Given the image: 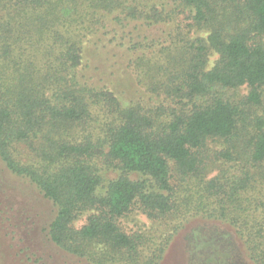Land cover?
<instances>
[{
	"label": "trees",
	"instance_id": "obj_1",
	"mask_svg": "<svg viewBox=\"0 0 264 264\" xmlns=\"http://www.w3.org/2000/svg\"><path fill=\"white\" fill-rule=\"evenodd\" d=\"M171 1L0 0V160L54 206L48 236L73 264H161L192 217L233 228L238 247L194 228L192 263L201 253L202 264H264V0ZM101 9L148 26L188 12L191 23L168 33L177 43L137 57L160 105H125L79 77L87 38L106 27ZM186 29L196 37L178 47ZM242 88L246 97L228 95ZM219 162L229 168L205 181ZM174 178L194 187L180 204ZM134 211L174 218L171 234L126 233L121 220Z\"/></svg>",
	"mask_w": 264,
	"mask_h": 264
},
{
	"label": "rangeland",
	"instance_id": "obj_2",
	"mask_svg": "<svg viewBox=\"0 0 264 264\" xmlns=\"http://www.w3.org/2000/svg\"><path fill=\"white\" fill-rule=\"evenodd\" d=\"M159 1L165 5L168 3L166 9L173 8L171 0H153L154 3L160 4ZM99 11L100 15L106 16V27L87 38L84 45L83 66L78 70L79 77L91 90L112 92L125 105H141L147 108L160 105L161 100L157 95L149 92L148 87L140 83L147 70L146 67H141L143 63L137 57L144 54L158 55L163 47L170 46L172 42L177 43L178 38L174 35L172 40V36L169 37L168 33L178 26V22L183 25L191 23L185 19L188 17V12H184L186 15L178 14L177 21L172 24L148 26L144 22L126 21V14L120 9L112 12L103 9ZM175 34L178 36V33ZM200 36L206 38L207 30L201 31ZM194 37H196L194 33L190 34L186 29L181 37L185 41L178 44V47L184 46L187 40H193ZM152 43H155L154 46L149 47ZM136 44L142 45L138 47L139 52L132 50V46ZM216 60V55L209 56V68L215 65ZM156 81L163 82L162 77L157 75ZM248 94V88L228 92V95L234 99L244 98ZM99 111H96V115L105 122L106 117L102 111ZM257 113L263 114L264 111L259 109ZM212 147L223 148L221 143H214ZM18 149L19 159L24 162L33 160V155L27 146ZM225 166L226 164L222 162L217 163L212 167V172L204 174V180L209 181L221 175L229 168ZM114 176V173H109V177ZM172 184L176 186L179 204L185 198L184 194L194 188L188 187L189 184L181 182L178 178H174ZM55 213L54 206L44 198L36 186L12 174L0 160V264H73L75 260L57 248L48 236V225L54 219ZM85 222L86 216L78 221L77 227L83 226ZM173 222H175L174 218L162 222L134 211L121 220V227L128 234L137 233L150 239L161 240L171 234ZM194 228H199L206 236L216 237L218 232L230 234L237 247L233 228L217 222L204 221L201 217H192L173 237L161 264L201 263V253H195L193 263L188 253V237ZM222 260L226 261V258Z\"/></svg>",
	"mask_w": 264,
	"mask_h": 264
}]
</instances>
